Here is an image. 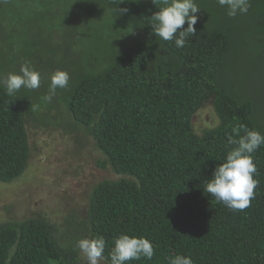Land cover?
<instances>
[{
	"label": "trees",
	"instance_id": "16d2710c",
	"mask_svg": "<svg viewBox=\"0 0 264 264\" xmlns=\"http://www.w3.org/2000/svg\"><path fill=\"white\" fill-rule=\"evenodd\" d=\"M77 1L88 11L93 1L106 15L95 34L109 40L110 22L132 32L108 55L77 64L68 86L53 96L66 127L91 138L104 158L99 167L119 179L92 189L83 218L60 226L41 218L0 225V264H80L76 242L97 237L106 242L101 262L111 264L122 234L154 246L151 260L129 264H170L176 255L194 264H264V145L252 154L258 185L247 209L230 210L204 191L236 147L229 144L234 126L264 134V0H249L247 14L234 18L217 0H196V35L183 48L154 35L149 18L158 8L151 0ZM26 62L35 69L45 60L0 59V77L19 74ZM40 87L9 96L0 86L2 185L20 179L30 159L23 104L31 113L45 104L51 115L58 111L45 99L49 89ZM210 99L219 125L199 136L193 119Z\"/></svg>",
	"mask_w": 264,
	"mask_h": 264
},
{
	"label": "rangeland",
	"instance_id": "374dc122",
	"mask_svg": "<svg viewBox=\"0 0 264 264\" xmlns=\"http://www.w3.org/2000/svg\"><path fill=\"white\" fill-rule=\"evenodd\" d=\"M80 3L77 0H0L1 61L18 59L21 62L25 54L44 59L45 63L36 65L35 69L41 75V85L49 89L54 72L65 71L72 76L79 68L77 64L101 54L108 55L111 46H122L123 38H132L128 36L132 32L111 26L112 22L108 28L109 40L95 34V27L105 26L106 15L98 11L100 7L93 1L88 6L91 11ZM81 18L87 19L91 27L82 23ZM49 62L54 65L52 69H48ZM48 102L58 109L52 115L45 103L36 113H31L23 104L30 159L20 179L9 185L0 184V225L41 218L60 226L72 217L83 218L92 189L104 181L119 179L110 168L99 167L104 158L91 138L66 127L64 117H60L64 110L57 106L56 98ZM218 125L213 99H210L195 115L194 131L201 136ZM80 264H86L82 255Z\"/></svg>",
	"mask_w": 264,
	"mask_h": 264
},
{
	"label": "clouds",
	"instance_id": "9594fccd",
	"mask_svg": "<svg viewBox=\"0 0 264 264\" xmlns=\"http://www.w3.org/2000/svg\"><path fill=\"white\" fill-rule=\"evenodd\" d=\"M151 2L158 8V11L149 18L154 35L163 41H174L177 48H183L187 38L196 35L195 25L199 19L196 14L200 12L196 0H151ZM217 2L227 8L229 17L247 14L249 10V0H217ZM186 23L185 29L183 26ZM69 79V74L65 71L54 72L50 77L51 95L46 96L45 99L51 101L57 89L68 86ZM40 83V73L29 62L21 65L19 74L9 73L6 78L0 77V86L5 88L9 96L15 95L22 87L29 90L38 89ZM31 107L36 111L39 106ZM242 131L243 135H241ZM232 133L234 135L229 137V144H234L236 147H233L227 153L225 161L215 168L212 178L205 182L204 191L228 209L243 211L250 206L255 196L258 181L254 179L257 168L252 154L264 145V134L250 130L242 124L234 126ZM75 247L86 260V264H101L106 242L103 237L83 238L76 242ZM154 254L153 243L148 238L122 234L114 240V247L109 256L111 264H129L130 261L140 260L142 257L151 260ZM170 264H194V261L190 256L176 255L170 258Z\"/></svg>",
	"mask_w": 264,
	"mask_h": 264
}]
</instances>
